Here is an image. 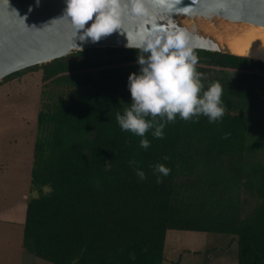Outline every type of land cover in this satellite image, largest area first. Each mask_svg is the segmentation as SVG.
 Listing matches in <instances>:
<instances>
[{
	"label": "trees",
	"instance_id": "obj_1",
	"mask_svg": "<svg viewBox=\"0 0 264 264\" xmlns=\"http://www.w3.org/2000/svg\"><path fill=\"white\" fill-rule=\"evenodd\" d=\"M193 50L205 88L222 85L224 115L177 116L162 138L145 133L147 149L116 121L136 48H86L3 78L42 70L26 252L54 264H163L177 229L231 236L238 264H264V61ZM156 163L170 168L161 182Z\"/></svg>",
	"mask_w": 264,
	"mask_h": 264
},
{
	"label": "clouds",
	"instance_id": "obj_2",
	"mask_svg": "<svg viewBox=\"0 0 264 264\" xmlns=\"http://www.w3.org/2000/svg\"><path fill=\"white\" fill-rule=\"evenodd\" d=\"M65 4L62 17L71 20L76 34L77 30H83L81 40L90 37L97 41L115 29L121 30L126 10L138 16H148L150 12L144 0H65ZM126 35V46L138 49L139 69L128 75L131 102L125 103L122 113H116V121L122 131L140 137L141 148L150 146L151 141L145 135L149 129L153 130L154 138H162L166 124L177 116L190 120L204 115L209 122H215L224 115L222 85L211 82L205 88L196 70L198 57L187 43L188 34L183 28L157 27L139 42L130 41L127 32ZM129 163L135 164L134 161ZM151 167L157 182L170 172L163 163ZM135 173L140 180L147 178L139 167L135 168Z\"/></svg>",
	"mask_w": 264,
	"mask_h": 264
},
{
	"label": "water",
	"instance_id": "obj_3",
	"mask_svg": "<svg viewBox=\"0 0 264 264\" xmlns=\"http://www.w3.org/2000/svg\"><path fill=\"white\" fill-rule=\"evenodd\" d=\"M144 2L150 10L148 16H138L126 10L121 30L115 29L93 41L90 37L81 40L83 30H77L76 34L71 20L67 16L62 17L65 0H0V81L15 71L50 62L81 49L127 47L126 32L130 41L139 42L157 27L179 26L187 32V43L193 48L237 54L213 34L189 27L186 20H210L218 25L221 21L249 22L264 26V0Z\"/></svg>",
	"mask_w": 264,
	"mask_h": 264
},
{
	"label": "rangeland",
	"instance_id": "obj_4",
	"mask_svg": "<svg viewBox=\"0 0 264 264\" xmlns=\"http://www.w3.org/2000/svg\"><path fill=\"white\" fill-rule=\"evenodd\" d=\"M42 70L0 81V264H54L23 248ZM163 264H238L226 234L169 229Z\"/></svg>",
	"mask_w": 264,
	"mask_h": 264
},
{
	"label": "bare ground",
	"instance_id": "obj_5",
	"mask_svg": "<svg viewBox=\"0 0 264 264\" xmlns=\"http://www.w3.org/2000/svg\"><path fill=\"white\" fill-rule=\"evenodd\" d=\"M189 27L211 33L237 53L264 61V26L249 22L215 24L210 20H186Z\"/></svg>",
	"mask_w": 264,
	"mask_h": 264
}]
</instances>
